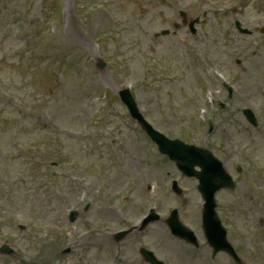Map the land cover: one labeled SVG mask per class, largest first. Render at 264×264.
Here are the masks:
<instances>
[{
	"label": "rangeland",
	"instance_id": "374dc122",
	"mask_svg": "<svg viewBox=\"0 0 264 264\" xmlns=\"http://www.w3.org/2000/svg\"><path fill=\"white\" fill-rule=\"evenodd\" d=\"M30 1L34 2L29 6H25ZM60 1L0 0V26L3 28L0 29V59L3 57L12 59L16 54L10 56L7 54V51L22 44L18 38L21 28L13 22L12 17L14 15L22 18V28H25L28 23L33 25L34 29L29 35V38H31L29 42H37L39 39L38 32L40 25L50 13L56 11ZM55 2H57L56 5ZM97 2H107L108 6H106L105 10L100 13L96 11L91 18L83 21L79 17V13L83 10L82 1L73 3L71 0H67V3L63 7L68 12L70 11V14L66 15L65 18L62 17L55 21L50 32L44 37L48 43H52V47L45 49L44 53L46 55H54L53 62L49 63L46 70L48 71L50 68L56 70L61 69V72L64 70L71 75V81L67 88L62 87L57 90V93H55L56 100L54 102H50L48 106L43 108L45 115L41 114L39 120L35 119L38 122V127L25 126L33 130V134H31L32 139L44 142L47 136H51L55 140L56 152H63L66 155H68L67 151L74 153L70 162H72L73 166L81 170L88 168L91 163L96 161V157L89 155V146L71 142L65 137L58 136V138L51 133L61 129H63L64 133H69V129L77 131L83 129L86 131L89 119L93 121L94 119L91 117L97 112L96 109L92 108L91 99L103 88H112L114 84L121 85L125 80L130 78L131 73L129 71L140 67V59L144 56L141 53L142 49L148 48L155 31L170 26L166 17L172 16V11H168L166 6H160V4H156L153 0H114V2L111 0H96L92 5H95ZM186 2H190V0H186ZM261 2L264 5V0H261ZM27 7L28 16L24 15ZM240 17L247 23L250 21L264 23L263 16L252 11L250 7H247ZM115 25H117V28L121 27L120 32L123 31L125 36V38L119 41L122 45L123 53L119 54L116 51L114 42L104 47L102 51L98 50L97 38L104 36L107 40L106 33ZM175 40L177 39L173 37L161 39L154 49L157 57L161 59L168 72L173 73L177 77L178 83L175 85V89L178 94L177 99L181 100L184 94L191 95V88L195 87V83L193 76L187 71V49ZM246 40L250 39L246 38ZM212 47L215 52H219L214 45ZM112 52L114 53V57L109 58L108 56ZM230 52L238 53L239 56L247 59L248 73L243 75L239 82L244 87L247 94L246 98L261 111L259 105L262 99L261 92L264 91V47L256 44L243 48H229L228 53ZM100 56L104 60L109 61V64L104 68L97 67ZM127 57H131V60H134L133 63H130L129 68L125 65H115L116 63H120V61H124ZM57 58H65L70 61L75 60L78 64L73 69L74 72L77 71L76 77L73 76L72 69L58 63ZM81 60L82 64H80ZM86 60H88V63H86ZM42 66H46V64ZM61 72L58 76L62 78ZM12 75L19 78L18 62H10L5 67L0 68V77L5 78ZM132 75L133 77L137 75L142 79V76L137 71L132 73ZM181 90L183 93H181ZM153 97L156 100H166L165 95L164 97L161 95H154ZM141 101L142 103L145 102L144 93H141ZM184 104H187V101ZM150 105L154 108V111L160 112L157 102L156 104L154 102V104ZM237 105L242 106V103H238ZM113 108L117 110L115 105ZM261 113L264 112L261 111ZM11 124L14 131L20 130L24 132V129L19 127V122H11ZM238 130H242V133L239 132L237 134V140L240 144L248 143L247 135L254 134L256 137H262L264 132L263 130L262 133L254 132L252 134L251 130L243 131L240 128ZM10 131L11 128L8 129L7 133ZM94 132L97 134V130H94ZM0 133L2 132L0 131ZM132 137L135 136H130L127 139L129 140ZM132 139H137L144 143V138L139 134L138 138L135 137ZM142 144L139 142L134 150H131L129 147V154L136 156L146 154L145 145L143 144V147ZM258 146L262 145L258 144L253 151ZM10 148L13 147L3 145V149ZM3 151L6 150H0V153ZM9 165L4 162L0 164V174H2L0 177L7 181V187L13 185L15 181L14 173L18 167V164L13 167ZM259 167L264 169V164H260ZM17 186L24 187L25 185L17 184ZM7 187L5 190H7ZM18 187H15V189ZM2 193L0 191V194ZM16 194L18 197L15 205L9 211V215L17 219L23 215L27 217V214H23V212H28V207L32 209L34 203L43 199L42 190L30 197L26 195L25 189H22L19 193L16 192ZM50 210L51 205L48 207L45 206L43 211H39L40 220L49 222L51 217ZM260 210L257 207L247 208L244 215L248 219H256L257 221L264 214ZM256 261L261 263L259 259Z\"/></svg>",
	"mask_w": 264,
	"mask_h": 264
}]
</instances>
